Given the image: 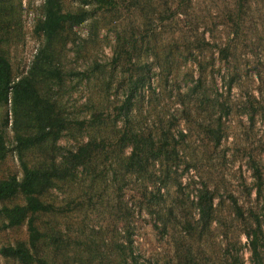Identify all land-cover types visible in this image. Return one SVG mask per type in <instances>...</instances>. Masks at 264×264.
<instances>
[{
  "label": "rangeland",
  "instance_id": "obj_1",
  "mask_svg": "<svg viewBox=\"0 0 264 264\" xmlns=\"http://www.w3.org/2000/svg\"><path fill=\"white\" fill-rule=\"evenodd\" d=\"M59 1L89 14L47 51L45 0L0 2V53L14 77L39 64L57 71L34 83L72 121L19 152L17 131L34 128L1 107L0 179L21 177L23 162L94 150L43 196L55 208L37 214V239L0 214V248L23 242L47 264H264V0ZM131 133L156 142L134 161ZM0 264L26 263L0 253Z\"/></svg>",
  "mask_w": 264,
  "mask_h": 264
},
{
  "label": "trees",
  "instance_id": "obj_2",
  "mask_svg": "<svg viewBox=\"0 0 264 264\" xmlns=\"http://www.w3.org/2000/svg\"><path fill=\"white\" fill-rule=\"evenodd\" d=\"M91 1L99 6H112L115 4L113 0ZM44 8V16L37 25V30L47 40L46 47L41 51H47V47L52 44L58 33L64 29L66 23H82L89 14L88 11L84 10L77 12L63 11L59 0H45ZM53 71L57 72L48 69L43 64H39L34 66L30 75L16 79L9 58L0 53V108L10 105L14 123L17 127L24 123L25 118V122H28L34 128L31 133L17 131L16 148L19 152L47 141L51 138V135H55L54 139H56L72 123L71 120L66 119L59 113L54 102L41 95L34 83L35 78L40 73L50 75ZM8 122L9 120L6 118L5 122L0 124V161L6 158L9 153L3 129ZM77 123L84 125L85 121H78ZM128 135L129 133L126 131L122 138L127 139ZM129 138L134 141L131 161L141 157L142 149H146L147 146L153 148L156 143L152 136L145 137L137 133H131ZM93 150L94 143L89 142L80 147L78 151L70 152L60 165L40 167L30 166L23 162L21 177L12 174L0 179V201H11L17 197H22L24 200L22 203L5 204L0 207V214L7 220L4 226L13 227L27 223L32 238L37 239V214L52 211L55 208V206L46 202L43 196L53 186L55 180L70 176L78 165L84 163L90 157ZM199 204L202 214L208 217L213 209V197L205 192L200 197ZM252 244L254 254L259 256L257 237L252 240ZM0 253L4 256L18 258L26 264L33 262L47 264L42 259L35 257L23 242L3 246L0 248Z\"/></svg>",
  "mask_w": 264,
  "mask_h": 264
}]
</instances>
